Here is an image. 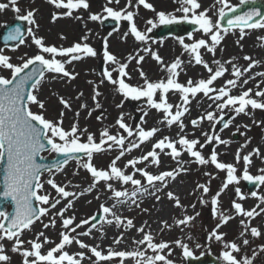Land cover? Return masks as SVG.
<instances>
[{
	"label": "snow or ice",
	"instance_id": "obj_1",
	"mask_svg": "<svg viewBox=\"0 0 264 264\" xmlns=\"http://www.w3.org/2000/svg\"><path fill=\"white\" fill-rule=\"evenodd\" d=\"M48 3L54 5L56 9H65L61 13H53L51 20L55 22L60 16L71 17L74 11L79 9H89V3L87 0H47ZM137 5H142L143 8L152 10L155 12V19H148L146 21L147 32H151L158 25H171L180 22H187L193 26L194 32H202L205 38L195 39L193 33L188 34V39L192 40V43H185L183 38L179 39V43L182 45L184 51L191 57L189 63L194 60L196 65H202L203 68L209 73L206 79H199L193 81L189 79L186 84L178 82L179 76L178 69L182 70L181 65L183 61L177 57L170 65H164L162 58L156 53L152 52L149 48H144L145 53H149L152 58L162 66V70L168 73L166 80L150 81L142 69H138L139 75L143 80V85H131L126 82L127 79H131L130 74L126 71L129 64L122 63L120 59L108 50V38H104L103 49V61L106 65L103 72L100 74L102 79L100 81L103 84L105 81L114 86V90L122 95L125 100H141L146 98L147 106L163 114L161 123H165L167 126L178 125L180 134L178 139H172L168 136L157 140L152 144L151 150L146 154L137 158L127 160L124 165L125 168L131 167L133 174H126L120 167L117 166V162L125 156L126 153H130L133 149H138L144 142H150L152 138L159 131L157 128L145 130L139 125L136 126V131L124 122L123 114L116 120V125L123 129L127 133V137L116 133L110 134L108 128H104L99 134V140L93 133H90L87 128L81 129L78 122H74L70 129L63 127L64 112H60L58 119H48L46 117V101L39 98L37 93L40 90V85L45 79V74H55L52 76L54 80H75L78 73L70 71L67 65H71L74 61H80L85 57H96L97 51L87 43L91 31L85 33L81 37L80 42L73 43L69 47H57L55 45L46 44L43 37L36 34L34 29H38L39 25L35 19V9L28 10L24 14L21 13V9L18 7V0H8L7 3H0V12L11 7V10L16 13V19L26 22L29 27L26 30L27 36L31 38V44L38 50L36 54L32 56L21 57L22 63L13 64L11 57L4 54L3 49H0V69L10 70L11 78H5L0 75V158L5 160L3 174V191L2 196L5 199H11L12 204L15 206L14 211L9 215L4 211H0V264H7L10 257L5 254V245L2 241L7 240L12 243L11 252L19 253L22 257V264H81L86 258L85 251H80L75 254H69L65 249L67 246L74 243L82 250H86L91 253V256L87 259L91 260L92 264H108V262L114 261L119 258V264H125L127 260H131L133 264H173V261L168 259L171 256L172 249L169 242L161 241L155 242L154 237L150 232L145 231V226L137 228L132 219H124L117 215L114 211L116 205L111 208L101 204L99 211L101 213L99 220L103 223L113 224L116 227L127 229H135L137 233H140L142 238H133V243L137 245L134 250H116L111 247L107 250V253L100 249L99 245L91 246L85 243L78 237H85L91 235V230L96 228L95 221L97 217L95 215L82 219L79 223H74L75 217L65 218V212L68 208L73 207L71 199L76 193L66 190V186L58 185L53 179H48L47 184L50 185L57 194V197H50L49 194H40L44 189V183L41 180V174L43 171H51L52 168L41 165L36 162V157L41 152L49 151L63 156L62 161L57 162L54 167L57 170L63 168L69 160L75 158L77 154L83 153L87 159L85 161H78V167L85 169L91 176L92 184L85 191H91L98 183L104 182L107 189L112 192L113 197L118 203H124L128 199H131L135 203V197L137 193H148L154 195L156 200H160V196L156 193L160 192L163 188L167 187L168 180H175L180 172H187L189 169L183 167L185 163H196L198 165H212L219 171L227 172V178L222 183L219 191L211 197L212 214L214 218L218 219V223L210 233V239L214 238L217 242H223V233H219L218 229L228 223L232 218L230 214H225L219 210V197L225 189L232 184H239L240 180L247 181L256 185L257 187L264 185V168L259 169V175H251L249 172V165L252 163L251 157L253 155L261 157L259 148L252 149L246 155H241V150L247 148L251 143V138H248L241 146L236 150L235 159L237 163L243 160V172L242 177L236 175L237 168L234 164L221 162L218 157L219 153L213 149L209 156L205 157L200 149H203L206 144L215 142L217 146H228L230 141L222 139L219 133L215 131L217 123H223V127L220 129L222 132L232 125L233 121L241 114L251 116L248 111L250 107L252 110L260 109L264 110V88H261L260 84H257V91L254 96L261 99L253 98V90L248 88L240 91L238 95H232L231 90L233 88H242L247 85L249 79H252L251 70L261 63V61L253 59L251 56L245 55L243 59L248 61L247 67H239L232 61L235 57L229 59L225 63L231 65L232 79H227L223 86L217 88L214 86V82L223 77L228 68L225 67V63H221L219 60H213V64L216 65L215 70L210 67L209 64L203 60L201 55V49H205L208 53L215 55L217 47L221 45L224 34H227L232 28L240 29V39H243L245 35V29H264V14L259 9L251 8L249 11L244 12L242 15L232 17L227 21V27L222 28L220 19H216L214 22L207 14L209 9H201V4L198 0H174L179 5L176 12L182 13L181 16L173 15L172 13H165L163 11L156 12L154 6L147 2V0H135ZM255 0H240V4L254 3ZM113 3L119 5L120 0H107L106 5L103 7V13L101 14H89L88 19L91 21H100L111 18L116 21L117 28L113 31H117L121 21H127L129 30L124 33V37L131 34L136 41L146 42L148 37L145 32H141L134 22V16L136 13L128 10L133 6V0H127V4L124 8L119 10L109 6ZM216 3L223 5L218 9V15L222 19L226 15L225 9L228 12H236L235 7H231L227 4V0H216ZM259 17V19H257ZM77 20L82 19L79 16L75 17ZM112 33H108L111 36ZM65 39L63 35L60 37ZM258 39H264L258 38ZM4 40L18 41V45L25 44V33L22 32L21 27L16 26L11 28L4 36ZM211 41L209 43L208 41ZM239 43V41H237ZM15 50V49H13ZM222 50V49H221ZM143 55L137 57L129 56L128 61L135 60L136 64H140L144 60ZM108 65H112L111 69ZM31 66V67H30ZM30 69V70H29ZM27 70V71H26ZM118 73L117 76H113V73ZM249 73L245 78V74ZM255 75L264 77V72L256 73ZM89 84H93V81H88ZM176 92L180 94V100L182 103L173 105L168 102V93ZM203 94L204 97L211 100L215 104L216 110L220 113L216 116L213 111H208L204 116L198 119H193L191 124L193 128H199L203 120H208L212 123L213 132H202L204 136V143H201L199 139H189L184 133L185 125L182 117L189 111L188 105L191 103V98H195L198 94ZM159 94V99H156ZM55 95V93H53ZM101 93L96 86L93 87V95L91 99L95 103V107L99 109L101 104L98 97ZM83 93H79L76 99H80ZM59 104L63 106L64 110H71V103L63 96L59 97ZM36 105L39 108V112H33L31 106ZM118 104L117 107H121ZM87 104H81L80 108L87 109ZM212 104L209 105V108ZM173 108L176 110L173 111ZM225 109H228L233 113L229 120H224ZM89 116L91 111H89ZM80 113H75L76 117H79ZM147 111L144 112V116H147ZM99 120L100 117H97ZM143 122V117L141 118ZM253 124L257 126H264V121H255ZM241 128L250 130L249 125H237L236 132L233 135L239 133L241 136L245 135V132L240 131ZM82 137L86 139L82 140ZM129 140L128 138H133ZM127 141V143H126ZM179 146V147H178ZM118 149V155H116L108 164L106 169L98 168L94 164V156L96 154L103 153L105 151ZM159 150V151H157ZM169 150V151H166ZM187 153L190 157L194 158L190 161L181 160L183 153ZM164 154L169 156L172 160L176 161L178 167L170 171H161L159 174H151L143 167H137L144 162H149L156 166H159L160 155ZM135 173H139L147 185L150 186L153 191L149 192L148 188L142 185L140 179H135ZM75 174V173H74ZM205 176L210 179H214L211 173L205 172ZM110 181H118L121 184H132L136 186L135 190L131 194L127 190H115ZM197 189L202 190L204 194L209 193L210 189L206 184H197ZM84 193L81 192L80 195ZM235 196L239 200H244L246 197L242 193L239 187L235 188ZM252 197L259 199L260 204L257 208L252 210H245L241 203L233 200L232 208L237 215L254 219L261 213H264V196H259L257 192H251ZM167 197L169 200L174 201L175 207L181 208L180 199L173 192H168ZM124 198V199H121ZM61 199H66V204L53 214V218L48 223H43L41 218L48 216L51 210L57 209V205L61 204ZM35 202V203H34ZM201 204L207 203L203 198L200 199ZM139 206V205H137ZM195 209V204L191 205ZM144 211H147L146 209ZM200 215L196 212L195 215L185 214L182 219H176L174 221L176 227L188 226L196 217ZM59 216L62 221L63 231L59 233V242L55 243L43 231L35 233L34 238L28 241L23 239V235L26 231H31L36 222H41L44 229L56 226L55 217ZM111 216L112 219H108ZM91 227L87 231L77 232V229L89 225ZM244 231L240 233L241 237L245 236L246 232L250 231L252 237H260L262 232L257 227H250L249 223H246L244 219L240 221ZM162 229H170L172 225H169L166 221L162 222ZM102 230V229H101ZM183 230V229H181ZM75 234V235H73ZM125 233H121L115 237L113 243L119 245L123 242ZM191 239V237H189ZM177 247L183 250V256L189 258L193 256L189 246L183 243L181 240L174 241ZM249 240L244 238L242 244L244 246L249 245ZM29 247H25V245ZM54 244L45 253L43 251L45 245ZM199 247V245H197ZM224 250L221 252L220 258L225 264H253V259L247 256L238 258L236 254L241 252V247L235 242H223ZM148 250L151 251V255H148ZM167 250V252H165ZM260 253L264 254V244L259 247ZM253 257L256 252H253ZM79 257V258H76Z\"/></svg>",
	"mask_w": 264,
	"mask_h": 264
},
{
	"label": "rangeland",
	"instance_id": "obj_2",
	"mask_svg": "<svg viewBox=\"0 0 264 264\" xmlns=\"http://www.w3.org/2000/svg\"><path fill=\"white\" fill-rule=\"evenodd\" d=\"M8 0H0V3H7ZM66 2V0H65ZM89 3V9H79L74 11L73 15L71 17L68 16H62L66 21L65 24H68L71 26V28H75V31H70L71 33L68 34L65 39H60L56 44H53L57 47H69L73 43L80 42L81 37L85 35V33L91 31V34L89 36V39L87 40V43L90 44L96 51L97 56L96 57H85L80 61H74L71 65H67L68 69L70 71H74L77 73V71H81L82 73H86L87 76L79 75L75 80H54L52 79V76L55 74H45V79L40 85V90L37 93L40 99L46 101V117L48 119H58L60 112H64L63 117V127L67 130L70 129L71 125L74 122H78L79 127L81 129L87 128L90 133H93L96 138L97 142L99 140V134L104 128H108L110 134L115 135L116 133L120 134H127L123 131V129H120L116 125V120L121 116L120 113L121 110L118 109L117 105L122 104L124 101V97L117 93L114 90V86L105 81L103 84L100 83L102 76L100 75L104 68L105 64L103 61V49H104V38H108V50L115 54L118 59L121 60L122 63H128V70H130V76L131 81L137 82L136 85H143L142 82H138L140 80V75L138 69H142L144 73H146L147 78L150 81H154L155 79H158L157 72L154 70V67L159 69V71L162 73V75L165 77V80L167 79L168 73L164 70H162V66L158 64L149 53H145L143 51L144 48H149L152 52H156L163 60L164 65H170L177 57H179L183 63L181 65L182 70L178 69L179 76L177 77L178 82L182 84H186L189 79H192L194 82L198 81L199 79H206L209 75V73L203 68L202 65H196L194 60H192L191 63H189V60L191 59L190 55L186 53L182 47V45L179 43V39L183 38L185 40V43H192V40L188 39V34L191 32L194 35L195 39H199V37L202 35V38L208 39L203 35L202 32L196 31L194 32V29L189 32H183L179 31L176 34L172 35H166V36H157L155 33L157 30L163 26L158 25L156 28H154L151 32H147V28L150 27V25H147L146 21L148 19H155V12L152 10H146L143 8L142 5H137L135 0H133V6L129 8L128 10L133 11L136 13L134 16V22L137 25L138 29L141 32H145L148 39L146 42H139L136 41L134 37L129 34L127 37H124V33L129 30V25L127 21H121L118 27L117 31H113L115 28H117V25L114 29L106 30L102 28V22L100 21H91L88 19L89 14H101L106 15L103 13V7L106 5L107 0H87ZM168 4H166L162 9L158 8L155 9L156 12L163 11L165 13H172L176 16L183 15L182 13L176 12V9L179 7L177 3L174 2V0L167 1ZM264 3V0H255L254 3L259 4ZM198 3L201 4V9H198V11L209 9V12L207 13L213 22L216 19H220L221 27H227L222 25V20L218 15V9L222 7L223 5L216 3V0H198ZM46 1L45 0H18V7L21 9L20 14L26 13L28 10L35 9L36 15L35 19L39 25L38 29H34L36 31V34L40 37H43L46 44L48 42H51L50 37H46V27L44 26V22L46 21V15L43 14V8L45 7ZM127 4V0H120V4L117 5L113 3L112 5H109L113 7L116 10H119L121 8H124ZM227 4L231 7H238L241 5L240 0H227ZM63 11H67L65 9H57L55 13H61ZM226 13L228 12L227 9H225ZM231 15H233L235 12H229ZM264 14V12H263ZM16 13H14L11 10V7L4 10L3 12H0V30L3 28V26L9 22H11L16 17ZM79 16L82 19L77 20L75 17ZM62 20L61 18H59ZM87 19L89 20L88 23L84 22L83 20ZM73 22H77L76 24H72ZM187 22H180L175 23L179 24L178 28H181L184 24ZM189 24V23H188ZM173 25V24H171ZM26 27L28 28L29 25L26 24ZM195 28V26H194ZM245 35L243 39H240V29L239 28H232L229 30L227 34H224L223 39L221 41V45L217 47V51L215 55L208 53L205 49H201V55L204 61H206L210 67H213L215 70L216 65L213 64V60H219L221 63H225L229 59L235 57L232 62L236 64L237 66L243 68L246 67L249 63L248 61H245L243 57L245 55L251 56L253 59L261 61V64L264 67V40L258 39L262 38L264 35V29H245ZM57 33L62 34L63 32L60 30H56ZM112 33L111 36H108V33ZM53 33V30H52ZM247 39L252 40L250 43L246 42ZM25 44L19 45L15 48H4L0 47V49H3L4 54L10 56L11 62L13 64H20L22 63L21 57L25 56L27 54L28 56H32L37 53V49L34 45L31 44V38L25 35ZM239 41V43H237ZM211 43V41H208ZM49 45V44H48ZM251 45V46H248ZM15 49V50H13ZM222 49V50H221ZM139 55H143L145 58L144 60L138 65L136 64L135 60H132L131 62L128 61L129 56L137 57ZM108 67L111 69L112 65H108ZM225 67L228 68L229 73L231 69V65L225 63ZM88 69V71H87ZM126 69V71H127ZM87 71V72H86ZM264 72V68L261 71H253L251 70V75L255 80H264V77L255 75L256 73ZM190 73H192L190 75ZM225 73V74H226ZM249 74V73H246ZM0 75L4 76L5 78H11L10 70L7 69H0ZM118 73H113V76H117ZM221 77L217 81L214 82V86L219 88L222 86V79ZM128 80V79H127ZM88 81H93V84H89ZM220 81V82H218ZM250 82V81H249ZM50 84L51 87L54 86V89L51 87H48L47 84ZM47 86V88H46ZM96 86L98 88V91L101 93V95L98 97L99 103L101 104V107L97 109L95 107V103L91 99L93 95V87ZM256 89V84L252 83L251 85ZM83 93V96L78 100L76 99L77 95L79 93ZM55 93V95H53ZM170 94H175L179 98L177 101L181 102L180 100V94L176 92H169ZM63 96L65 99H68L71 103V110H64L63 106L59 104V97ZM204 97L203 94H198L195 98H191V101L194 102L197 98ZM206 98V97H204ZM156 99H159V94H157ZM174 100V99H172ZM128 103L125 102V106L123 110L125 109V116L124 122L129 125L134 132L136 131V126L139 125L143 128V126L147 123L155 122L159 120L158 115H151L153 111H156L154 109H150L147 104L144 105L143 99L141 100H131L127 99ZM81 104H87V109L80 108ZM122 106V107H123ZM31 110L33 112H39V108L36 105L31 106ZM79 111L80 115L79 117L75 116V113ZM89 111H91V115L89 116ZM147 111L148 115L144 116V112ZM215 113L216 116H219L220 113L216 110V108H211V110ZM262 111V110H261ZM249 112L251 113V118L253 117L255 121H264V118L262 117V114L259 110H252L249 107ZM162 114V113H161ZM163 115V114H162ZM233 113L229 111L228 109H225V116H227L229 119L232 117ZM97 117H100L98 120ZM143 117V122L141 118ZM206 125L208 127V130L210 134L213 132L212 123L208 120L205 121ZM158 123H161L159 120ZM249 125L250 130H246L244 128H241L240 131L245 132V135L241 136L238 141L234 140L233 133L236 132V126L237 125ZM216 124L215 131L219 133L221 138L225 140H229L230 143L226 148L229 150L226 157L224 158H218L221 162L225 163H231L234 164L237 168L236 175L238 177H242L243 172V160L239 163H237L235 159V153L238 148L248 139V138H254L257 136H260L264 140V126H257L256 124H251L248 121L245 122H237L236 119L233 121L232 125H230L229 128L224 129L222 132L220 131L221 128L217 127ZM200 140L201 143H204V136L203 135H196ZM86 139V137H82V140ZM134 139V137H133ZM214 144H206L204 147V150L211 151L213 150ZM179 147V146H178ZM221 148H225L224 146ZM211 149V150H210ZM167 151V150H166ZM251 144H248L247 148H244L241 150V155H246L249 152H251ZM43 157H54L53 152L45 151V153H42ZM114 153L112 150L105 151L100 154H96L94 156V164L101 169H106L110 161L114 158ZM87 157H83L79 160H72L69 161L66 165L63 166L60 170L54 169L51 171H47L41 175V180L44 183V189L40 194H49L50 197H57V194L55 192V189H53L50 185L47 184L48 179H53L58 185L65 186L67 183V176L69 174H74L76 178L79 180L80 184H82L83 187H88L92 183V179L90 174L83 169L82 167H78V161H85ZM194 158L190 157L187 153H184L183 161H190ZM252 163L249 165V172L251 175H259V169L264 168V159H260L258 156L253 155L251 157ZM165 161V160H164ZM165 167L167 165H171L169 162H167ZM186 166H188L189 171L184 172V177H181L180 175H177L175 181L177 184H185L187 186L186 196L180 199L181 205L183 207L178 208L175 207L174 203H169L168 206L171 210V214L173 216V221L176 219H182L185 214L187 215H195L196 212H199L200 215L195 218L188 226H181L176 227L175 223V231H180L183 233L181 241L185 244H187L190 248V250L193 253L192 257H202L204 255H211L215 259L218 260L219 264H225V262L220 258L221 252L224 250L223 248V242H235L241 247V252L236 254L238 258H243L247 256L248 258L253 259V264H264V254L260 253L259 247L260 245L264 244V224L255 226L253 224L254 219H251L249 221V218L247 217H238V215L235 213V210L232 208V202L237 197L235 196V188L239 187L246 197L244 199V203L247 205L245 207V210H252L253 208H257V205L260 204L259 199L256 197H252L251 193L248 192L246 187L244 186V180H240L239 184H232L233 189H229L230 191L223 192L221 196L219 197V210L221 212H224L225 214H230L231 219L228 221L227 224L223 226L218 232L223 233V242H217L214 238L210 239V233L214 229L215 225L218 223V219L213 217L212 214V207H211V197L219 191L222 183L227 178V172L225 171H219L212 165H198L196 163H185ZM193 165V166H192ZM192 166V168H191ZM140 167L145 168L147 171H155L157 168H154V165H140ZM169 167V166H168ZM167 167V168H168ZM209 172L212 174L214 179H210L208 176H205L204 173ZM135 179H140L141 183L144 184L146 180L142 177H138L137 175H134ZM169 182H171V179H169ZM109 183L112 184L113 188L115 190H127L128 192L133 189V187H136L132 184H121L118 181H110ZM197 184H206L208 185L210 191L207 194H204L202 190L197 189ZM100 188H101V198L106 197L108 200H115V198L112 195V192L109 191L104 184V182H100ZM73 192H76L77 190L73 189ZM255 192L258 193L259 196H264V185L259 187ZM223 196V198H222ZM59 198V197H57ZM203 198L207 203L201 204L200 199ZM195 204V209L191 207V205ZM139 205V206H137ZM261 207H264V205H260ZM257 211H259V208H257ZM87 214L86 218H89L93 215L99 214L101 215L99 208H95L94 210H86ZM143 212V206L139 203L132 205L130 209H128L127 216H124V219H132L139 218ZM264 214V213H263ZM84 215H82L83 217ZM53 216L50 214L48 216L42 217L41 220L43 223H48L50 219H52ZM241 219H244L246 223H249L250 227H257L261 232L262 235L260 237H252L249 232L245 233L244 237H241L240 233L244 231L243 226L241 225L240 221ZM93 221H91L92 223ZM91 223L88 225L87 230L91 227ZM101 221L99 220L98 223H96V226L99 225ZM51 228V227H50ZM44 229L42 227L41 222H36L31 231H26L23 235L27 236L28 234V240L33 239L31 238L33 234V230L36 232L46 231L49 233V235L55 236L59 235V233L55 229ZM94 229V228H93ZM92 229V230H93ZM183 229V230H181ZM91 230V231H92ZM172 229L165 228L164 231L167 232V234ZM164 231L159 235V239H154L155 242H161L163 241V233ZM191 237V239H189ZM244 238H247L249 240V245L244 246L242 244V240ZM4 243L5 247L7 244V240L2 241ZM27 245V244H26ZM199 245V247H197ZM11 246L12 243L8 241V248L5 249V254H7L10 257V260L7 262V264H22V257L19 253H13L11 252ZM29 247V246H28ZM51 248L50 244L45 245L44 252L46 253V249ZM167 252V250H165ZM253 252H256V255L253 257ZM173 253V252H172ZM148 255H151V251L148 250ZM181 254L183 256V250L181 249ZM173 255V254H172ZM171 255V256H172ZM171 256H168V259L171 258ZM190 258V257H189ZM185 258V263L188 264V259ZM83 264H92V260H89L85 258L83 260ZM130 260H127L125 264H128ZM109 264H119V259L114 260L112 262H109Z\"/></svg>",
	"mask_w": 264,
	"mask_h": 264
},
{
	"label": "bare ground",
	"instance_id": "obj_3",
	"mask_svg": "<svg viewBox=\"0 0 264 264\" xmlns=\"http://www.w3.org/2000/svg\"><path fill=\"white\" fill-rule=\"evenodd\" d=\"M46 1L45 7L43 8V14L46 15V21L44 22V26L46 27V37H50L49 40H51V42H48L47 44L49 45H53L56 44L61 38V35L64 34L65 37L68 36V34H70V31H75V28H71L70 25L65 24L66 20L60 16V19H57L55 22H53L51 20V15L53 13L56 12V8L54 7V5L50 4ZM169 0H147V2L151 3L155 9L158 8H163L166 4H168ZM148 10V9H146ZM149 11V10H148ZM84 22L88 23L89 20L84 19ZM77 22H73L72 24H76ZM53 30V33H52ZM56 30H60L63 33L59 34L56 32ZM264 37V35L262 36ZM202 38V35L199 37V39ZM62 40V39H61ZM264 40V39H262ZM252 40L247 39L246 42L250 43ZM251 46V45H248ZM264 47V46H263ZM247 67V66H246ZM263 65L260 63L259 65H257L255 68L252 69L253 71H261L263 70ZM154 70L158 73L157 77L158 79H155L153 82L155 81H159V80H165V77L162 75V73L159 71V69L154 67ZM88 71V69H87ZM86 71V72H87ZM231 71H229V73H226L224 75V78L222 79V86L224 85L225 81L227 79H232L234 77H232L231 75ZM127 72L130 73V70L127 69ZM77 73L79 75H83V76H87V74L84 72L82 73L81 71H77ZM146 74V73H145ZM192 73H190L191 75ZM249 74H245V78L248 77ZM250 82H248L247 85H244L242 88H233L231 90V94L232 95H238L240 93V91L244 90V89H252L253 90V98L256 99H261L259 97H255L254 93L255 91L259 90L257 89V84L261 85V88H264V80H255L249 79ZM127 83L131 84V85H136L137 82H133L130 79L126 80ZM138 82H142L143 80L140 78V80ZM220 82V81H218ZM252 83L256 84V89L254 87H252ZM48 87H51V85L48 83L47 84ZM46 86V88H47ZM142 86V85H141ZM52 89H54V86L51 87ZM168 102L172 103L173 105L182 103L177 101V99L179 98L177 95L170 94L168 93ZM143 99V103L144 105L147 104L146 102V98H142ZM174 99V100H172ZM125 102L128 103L127 100L124 99V101L122 102V106L125 104ZM126 103V104H127ZM125 104V105H126ZM212 104V109L215 108V104H213V102L207 98L204 97H200L197 98L194 102L191 101V103L188 105L189 111L187 113H185V115L182 117L183 123L185 125V129H184V133L188 136L189 139H197L198 137L196 135H200L202 132H209L208 127L206 125V119L203 120L200 124L199 128H193L191 121L193 119H198L201 116H204L206 114V112H208L209 110H211V108H209V105ZM124 105V106H125ZM119 107L118 109L121 110L122 112L120 113L123 114V117L126 118L125 116V109L123 110V107ZM151 109V108H150ZM176 109L173 108V111H175ZM259 110L261 113H259L260 115L262 114V117L264 118V110ZM249 111V108H248ZM151 115H158L159 120H162V114L160 112L157 111H153L151 113ZM155 122H151V123H147L143 126V129L145 130H150L152 128H157L159 129V131L156 133V135L152 138V140L150 142H144L140 148L138 149H133L130 153H126L124 157L121 158L120 161L117 162V166L120 167L123 171H125L126 174H133L134 170L129 167V168H125L124 165L127 163V160L132 159V158H137L140 157L143 154H146L149 150H151L152 144L155 143L157 140L163 138L164 136H168L172 139H178V134H180V129L178 127V125L174 124L171 127L167 126L165 123H158V121ZM253 120L254 118L251 116H247V115H239L236 118L237 122H245L248 121L249 123L253 124ZM124 135L125 137H127V134H121ZM129 140H132L133 138H128ZM223 139V138H222ZM127 143V141H126ZM214 146L212 149H215L220 155L218 158H224L227 156V154L229 151L226 146L224 145H219L217 146L215 144V142H213ZM251 149H255V148H259L261 156H264V140L262 138H260V136L254 137L251 140ZM225 147L224 149L221 147ZM202 151V154L207 157L210 155L211 151L208 150H204L200 149ZM118 149H114L112 150V152L114 153V155H118ZM159 151V150H157ZM169 151V150H167ZM186 153V152H185ZM114 156V157H115ZM184 157V153L181 156L180 159H183ZM260 159H262L261 157H259ZM165 160V161H164ZM160 165L156 166L154 164V168H157V170L155 171H148L151 174H159L161 171H170L173 169H176L178 167L176 161L172 160L169 156L161 154L160 155ZM167 162H169L171 165H167V167H165ZM140 165H151V163L149 162H144ZM140 165H137V167H140ZM193 166V165H192ZM191 166V168H192ZM184 168L188 169V166H186L185 164L183 165ZM147 171V170H146ZM135 175H137L138 177H142L139 173H135ZM178 175H180L181 177H184L185 173L184 172H180ZM143 178V177H142ZM175 181V180H174ZM171 180V182H169L168 180V185L167 187L163 188L160 192L156 193V195L160 196V200L157 201L154 195H150L148 193H137V196L135 197V203L132 202L131 199H128L126 202L124 203H118L115 200H108L106 199V197L101 198V188H100V183H98L95 187H93L91 189V191H85L86 189L89 188V186L92 184H90L88 187H83L82 184H80L79 180L76 178V176L74 174H69L67 176V183L65 184L66 186V190L69 192H73L72 190L75 189L77 190L76 195L74 197H69L67 199H71L72 203H73V207L68 208L65 212V218L68 217H75L74 223H79L82 219H86L87 214H86V210H94L95 208H99V206L101 204H104L105 206L108 207H112L114 204L116 205L114 211H116L117 215L121 216L122 218L124 216H128L127 211L128 209H130L132 207V205H135L137 203H139L140 205L143 206V212L141 214V216L139 218H135L133 220L135 226L137 228L141 227V226H145V231L146 232H150L154 239H159L160 238V234L164 231H161L163 225L162 222L166 221L169 225H172L171 227V231L167 234V232L164 231L163 233V241L169 242L170 247L172 249L173 255L171 256L170 260L173 261V264H183L185 263V257L182 256L181 254V248L177 247L174 243V241L176 240H181L183 233L180 231H175V226H174V221H173V216H172V212L168 206L169 203H174V201H171L168 199L167 197V193L168 192H173L176 196L179 197V199L183 198L186 196V191H187V186L185 184H177L176 182H174ZM145 188H148L149 192L153 191V189L147 185V182H145L144 184ZM136 187H133V189L131 191H129V193L131 194L132 191L135 190ZM229 189H233L232 185H229V187L227 189L224 190L229 192ZM83 192V195H80V193ZM223 198V196H222ZM124 199V198H121ZM236 202L241 203L242 207L245 208L247 207V205L244 203V200H239L238 198L235 199ZM66 199H61V204L57 205V209L51 210V214L53 216V214L55 213V211H57L58 209H60L61 207H64L66 204ZM147 211H144V210ZM82 215H84L82 217ZM238 217H243L238 215ZM56 219V226L53 228L55 229L58 233H60L61 231H63L62 228V221L60 219L59 216L55 217ZM108 219H112L111 216L108 217ZM253 224H255V226H258L261 224H264V214L261 213L259 216H256L255 219L253 221ZM216 226V225H215ZM87 227L88 225H85L84 227L77 229V232H81V231H87ZM215 228V227H214ZM223 228V226L221 227ZM220 228V229H221ZM52 229V227L50 228ZM102 229V230H101ZM218 229V231L220 230ZM44 232V231H43ZM38 233L36 231L33 230V234L31 236V238H34V234ZM121 233H125V238L123 240V242L119 245H116L113 243V240L115 237L119 236ZM46 236H48L52 241H54L55 243L59 242V235L55 236H50L49 233L46 231L45 233ZM75 235V234H73ZM79 239L83 240L85 243H87L88 245L91 246H96L99 245L100 249H102L105 254L107 253V250L109 249V247L116 249V250H134L137 248V245L133 243V238L135 239H141L142 236L140 233H137L135 231V229H127L125 230L124 228H118L116 227L115 223L113 224H107V223H103L101 222L99 225L96 226V228H94L91 231V235L89 236H85V237H78ZM23 239L26 241H28V236H24ZM51 247L54 246V244H50ZM25 247H28V245H25ZM8 248V241L6 244L5 249L7 250ZM44 250V249H43ZM48 249H46L47 251ZM69 254H75L77 252L80 251H85V257H89L91 256L90 252H87L86 250H82L78 247V245H76L75 243L73 245L67 246L65 249ZM79 258V257H76ZM95 258L92 257L91 260H94ZM119 258H116L115 260H117ZM85 260V259H84ZM84 261L81 262V264H83ZM92 263V262H90ZM109 264V262H108ZM128 264H133V262L130 260L128 262Z\"/></svg>",
	"mask_w": 264,
	"mask_h": 264
},
{
	"label": "water",
	"instance_id": "obj_4",
	"mask_svg": "<svg viewBox=\"0 0 264 264\" xmlns=\"http://www.w3.org/2000/svg\"><path fill=\"white\" fill-rule=\"evenodd\" d=\"M245 7V8H244ZM243 8H241V10H237L232 16L229 17V19H231L233 16H237V15H241L245 10H249L251 8H256L259 9L261 11V13L263 14L264 12V7L260 4V5H254V4H246ZM259 19V17H258ZM227 22V20L225 21ZM25 22L20 21V20H16L14 23L6 25L5 28L3 29L1 36H0V41L2 42L3 45H11V46H16L18 45V41H5L4 40V36L7 34V32L11 29L14 28L16 26L21 27L22 32L25 33ZM227 24V23H226ZM114 25H116L115 21L109 20L107 22L104 23V26L107 28H113ZM193 27L191 25H186L182 31H190L192 30ZM180 28H177L176 26H170V25H165L162 28L159 29V31L156 33L158 35H164V34H170V33H177V31H179ZM31 67V66H30ZM30 70V69H29ZM27 71V70H26ZM224 120H228L227 118H224ZM220 127H223V123H219ZM238 138V137H236ZM58 157L55 158V160L52 162H50L48 159H39V156L36 157V162L38 164L41 165H46L50 168H52L53 165H55L57 162L62 161L64 159L63 156L57 155ZM76 157H80V154H77ZM4 164H5V160L2 158L1 159V165H0V185H1V189H0V193H2L3 191V181H4V174H3V168H4ZM6 204H10L13 207V211H14V205L12 204L11 199H5L2 194H0V210L3 209V207ZM12 211V212H13ZM191 264H218L214 259H212L211 257H204L200 260H192Z\"/></svg>",
	"mask_w": 264,
	"mask_h": 264
}]
</instances>
